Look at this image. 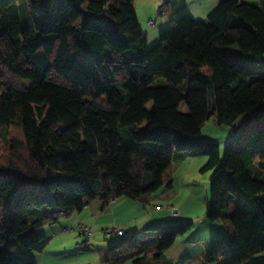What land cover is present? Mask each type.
Returning <instances> with one entry per match:
<instances>
[{
    "label": "trees",
    "instance_id": "1",
    "mask_svg": "<svg viewBox=\"0 0 264 264\" xmlns=\"http://www.w3.org/2000/svg\"><path fill=\"white\" fill-rule=\"evenodd\" d=\"M13 2L0 0V264H37L46 223L94 202L150 206L173 188L178 153L207 159V218L229 228L202 264H264V181L252 172L264 166V2L223 0L205 21L181 16L153 47L135 0H32L38 26L29 14L3 21ZM212 119L255 131L238 149L195 140ZM193 225L120 237L106 264H169Z\"/></svg>",
    "mask_w": 264,
    "mask_h": 264
},
{
    "label": "rangeland",
    "instance_id": "2",
    "mask_svg": "<svg viewBox=\"0 0 264 264\" xmlns=\"http://www.w3.org/2000/svg\"><path fill=\"white\" fill-rule=\"evenodd\" d=\"M260 1L248 0L251 4H260ZM27 14H29L33 25L38 26L40 24L41 16L32 8V0H14L12 5L5 9L2 20L10 22L15 18H19L23 21ZM194 20L199 22L206 19ZM172 27L169 29H172ZM42 55L43 50H40L37 56ZM256 70L261 76L264 75L263 64L258 65ZM159 84L163 85L164 82L160 81ZM145 128L146 124L140 128V131ZM241 130L240 133H236L233 127L219 126L212 119L204 126L202 134L196 137L195 140L202 142L215 141L221 144L223 150L226 148L232 149L236 147L241 137L240 135L243 133L242 137L244 138L247 134V132H244L246 128ZM134 146L132 143L126 144L127 148H134ZM142 149L146 152L153 151L152 148L145 144L142 145ZM206 160L204 157L187 158L183 162L174 160L172 189H162L154 196L156 198L151 201V205L148 207L139 200L121 198L118 200L121 203L120 206L108 212L101 222L102 226L100 223V227H94V232H92L90 239L80 235L78 229L77 231L63 233L69 235L71 243L69 247L71 249L64 251V257L55 264H99L101 251L105 248L107 250L108 245L122 239L108 235L119 228L125 230L126 236L136 234L139 238L145 239L150 236L148 229L151 227L182 222L193 223V228L186 235L177 239L173 249L166 253V260L170 264H179L186 257H190L192 258V264H202L203 259L198 257L202 251H210L214 240L229 234V228L222 220L211 222L207 218L212 199L211 181L214 172L201 171ZM163 205L169 206V210L163 208L155 210V207ZM84 216L87 219L91 215L87 213ZM74 217L77 219V214ZM88 240L91 241L92 247L89 246ZM102 243L106 244L105 248L102 247ZM38 264H43L42 260Z\"/></svg>",
    "mask_w": 264,
    "mask_h": 264
},
{
    "label": "crops",
    "instance_id": "3",
    "mask_svg": "<svg viewBox=\"0 0 264 264\" xmlns=\"http://www.w3.org/2000/svg\"><path fill=\"white\" fill-rule=\"evenodd\" d=\"M222 1L223 0H173L166 10V16L163 18H159L160 0H135V11L139 25L142 31L147 36L148 46L153 47V45L155 46L156 44H158L160 34L164 30L169 29L172 26V23L175 21V19H178L184 15H188V16L190 15V17L194 19H200V20L206 19L208 14L213 9H215L218 6V4ZM241 1L248 2V0H241ZM260 2H261L260 4H262L264 0H261ZM149 20H155L156 22L158 21L157 27L152 28L151 26H149L148 24ZM254 131H255L254 124L246 127V130L244 132L245 133L247 132V134L245 135L244 138L242 137L243 133L240 135L241 137L237 142L236 149L240 148L242 142H244V140ZM187 158H193V157L187 154L178 153L175 154L173 162L174 160L175 161L180 160V162H183ZM252 172L254 173V176L264 181V166H260L258 163H255L252 166ZM261 198L263 199L264 195ZM120 204L121 203L117 200L116 202H113L107 209H103L102 203L94 202L90 205V207L87 210L78 212L77 219H75V217L69 219L63 215L59 219L61 223L60 225H52L50 224V222H47L45 226V230H46V237L49 239V244L42 253L34 254V259L36 263L38 264L40 260H42L43 264L58 263V261L64 257L63 252L71 249L69 247L71 244L69 235L63 233L62 235H60L62 227L73 228V231L75 230L77 231L78 229L79 231V227L81 225L84 227H89L92 230H94V227H98V226L100 227V225L102 226L101 222L107 216L108 212L118 208ZM87 213H89V215L91 216L85 219L84 215ZM87 242H89V246L92 247V244L90 243L91 241L88 240ZM105 246L106 244L102 243V247L105 248ZM108 247L107 250L105 248L104 250L101 251L99 264L107 263V260L109 259ZM204 252L205 251H202V253L198 257L203 258Z\"/></svg>",
    "mask_w": 264,
    "mask_h": 264
},
{
    "label": "built area",
    "instance_id": "4",
    "mask_svg": "<svg viewBox=\"0 0 264 264\" xmlns=\"http://www.w3.org/2000/svg\"><path fill=\"white\" fill-rule=\"evenodd\" d=\"M172 1L173 0H160L159 18H163L166 16V9L169 7ZM148 24L152 28H156L158 25L155 20H149ZM214 121L217 122V119H215ZM174 214H176V212H174ZM70 231L72 230L65 227L61 229V233H66ZM92 232H93L92 229L86 227L83 228L80 233L83 235L91 236ZM111 234L114 235L115 237H124L126 235L125 231L121 228L114 230L113 232H111Z\"/></svg>",
    "mask_w": 264,
    "mask_h": 264
}]
</instances>
